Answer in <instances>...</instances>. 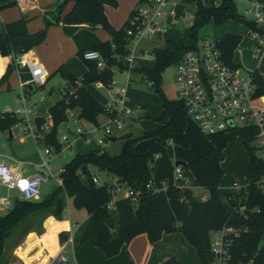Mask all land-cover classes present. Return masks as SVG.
I'll return each mask as SVG.
<instances>
[{
    "label": "trees",
    "instance_id": "1",
    "mask_svg": "<svg viewBox=\"0 0 264 264\" xmlns=\"http://www.w3.org/2000/svg\"><path fill=\"white\" fill-rule=\"evenodd\" d=\"M149 0H140L144 4ZM264 3V0H256ZM196 3L197 10L193 26L184 34L169 31L164 36L166 47L154 49L156 62L154 70L137 68L134 72L146 76L153 82V89L161 94L163 113L158 119L160 128L155 133H147L143 138H157L161 143H172L185 149L190 147L186 137L188 124L187 111L180 101L171 100L161 92L163 72L172 65L178 64L183 56L196 50L204 37L202 31L208 27H221L228 21L244 24L251 32H264L253 20L241 15L237 0H189ZM72 10L63 14L69 4ZM16 0H0V11L17 6ZM139 4V5H140ZM118 6V0H64L58 6L59 18L57 25H62L65 33L72 37L78 49V57L88 67V73L78 79L63 66L58 74L65 78L68 84L78 89V97L67 104L63 98L50 108L53 118V128L45 135V145L61 151L58 140L59 128L70 120L74 112L81 120L98 124L104 114L102 105L89 91V86L104 82L110 83L115 73L128 69L126 58L130 55L127 30L130 23L121 29H115L106 15V7ZM133 12L131 18L135 16ZM29 21L20 19L0 28V54L10 58L6 74L0 80V88L8 83L10 76L17 70L15 59L29 53L35 47L45 43L47 30L55 23L46 21V28L31 34L28 30ZM101 28L111 35L112 40L102 41L97 35ZM242 37L226 35L220 41L224 59L233 64L235 51L239 48ZM89 51L101 53L107 67L98 68L96 62L86 61L84 55ZM234 65V64H233ZM24 79H30L26 70L21 71ZM264 65L254 72L260 87L264 88ZM43 87V86H42ZM41 87V88H42ZM46 118L39 122L41 127ZM19 123L14 114L0 115V131L10 132ZM259 129L256 127L242 129L240 140L250 159L248 175L244 184L250 186L244 204H239L233 195H226V203L221 195V183L225 177L223 162L225 151L229 146V133L210 136L213 148L208 153L191 163H185L183 170L193 175L197 185L204 190L208 198L197 196L193 189L179 186L168 187L166 191L153 192L147 188L154 181V163L157 159L152 153L139 154L135 150L138 139L123 142L124 148L120 155L110 156L104 149H98L84 155H76L67 164L61 175L63 185L58 186L50 196L43 201H15L13 208L0 216V260L3 257L8 238L13 231L27 218L46 213L58 221L65 220L68 204L66 199H72L77 210H85L91 216V222L84 240L94 239L97 247L107 258L118 256L122 249L129 245L137 236L146 234L154 246L165 235L180 233L198 253L202 264H211L215 258L211 251V233L225 227L242 229L243 233L230 238V255L226 264H264V159L259 156L256 147ZM90 167L106 173L113 179H119L129 189L138 194V201L120 199L113 210L109 209L111 194L108 183L97 186L91 179ZM87 172V174H85ZM229 207L233 211H229ZM163 264H182L177 258H171Z\"/></svg>",
    "mask_w": 264,
    "mask_h": 264
},
{
    "label": "built area",
    "instance_id": "2",
    "mask_svg": "<svg viewBox=\"0 0 264 264\" xmlns=\"http://www.w3.org/2000/svg\"><path fill=\"white\" fill-rule=\"evenodd\" d=\"M16 1L21 2L22 0ZM135 12L127 30L129 46L137 39L167 35L170 31L168 21L176 17L175 7L170 0H149L139 6ZM250 14L253 21L264 28V3L255 0L252 8L246 12L247 16ZM250 37L254 42V56L260 61L264 53V32H251ZM84 58L86 61L96 62L100 70L107 67L104 57L99 52L89 51L84 55ZM145 58L151 59L150 56ZM135 59L136 57L130 49V55L126 58L127 70L116 72L113 80L108 84L95 83L97 88L108 90L110 94V99L104 105V114L102 115L105 120L93 124L76 117L77 119L75 118L74 121L71 120L63 124L58 132V140L62 147L61 151L57 152L56 148L45 145V135L52 132L54 125L50 113L48 112L44 125L39 127L35 123L37 108L46 103L47 96L43 95L38 102L29 104L31 94L35 91L34 87L36 86V89L40 90L46 82L45 74L39 66L33 65L26 58V54L16 58V66L27 68L31 75V79L21 85L22 96L19 99L21 105L13 112L19 120L17 129L21 130L22 134L31 136L37 146L44 145L45 151L44 153L40 152L41 161L38 163L20 161L13 156L0 154V208L10 211L17 200L38 201L43 185L48 183L52 177L56 178L51 166L54 155L73 150L74 145L80 141L86 145L98 141L99 139H93L95 133L104 132L105 140L124 135L122 132L132 124L136 115V110L129 105L128 97L132 74L139 68ZM120 76L124 78V82H119ZM255 81L254 72L246 71L226 62L220 48V41L209 36H204L200 40L198 48L187 52L177 64L178 101L184 104L188 120H192L208 137L256 127L260 131L256 147L259 156L264 159V105L255 103V93L259 87ZM146 85L152 88L154 84L146 80ZM77 97L78 89L67 83L63 89L62 99L64 98L69 104L71 99ZM72 121L74 126L71 125ZM64 171L65 169L62 168L59 172L58 186L63 185L61 175ZM91 179L99 187L107 184V181L101 180L95 174ZM108 185L112 196L109 204L110 210L115 208L120 199L128 198L134 202L138 201V194L135 190L129 189L119 179H113ZM179 185L183 188H191L190 180L185 176L181 166L176 167V186ZM240 187V182L234 183L235 194L233 196L235 200L239 196ZM3 188L9 192H18L21 199H13L10 195L4 197ZM147 188L153 192L167 190V187L164 190H159L154 181H150ZM262 189L264 191V181ZM203 199L207 198L203 197ZM242 233V229L235 227H225L222 230L213 231L211 233V251L215 260L211 264H226L230 255V238L238 237ZM69 242L72 243V238L69 239ZM68 262L69 257L65 250H62L52 264H68Z\"/></svg>",
    "mask_w": 264,
    "mask_h": 264
},
{
    "label": "rangeland",
    "instance_id": "3",
    "mask_svg": "<svg viewBox=\"0 0 264 264\" xmlns=\"http://www.w3.org/2000/svg\"><path fill=\"white\" fill-rule=\"evenodd\" d=\"M130 1L131 0H118L117 7H110L116 13L118 12V10H120L119 14L117 13L118 19L123 18V14H125V8L127 7ZM245 1L246 0L237 1L239 12L243 16H245L244 10L247 8V4L244 3ZM172 2L174 4V7L177 8V13L175 18H171L168 21L170 31L184 34L194 24L197 5L196 3L189 2V0H172ZM17 8L18 7L15 6L9 9L15 10ZM66 10L67 9H65V11ZM33 16V25L37 27V24H43V29L46 28L47 20H52V22L55 23V26H57L56 21L59 18L57 10L48 16L49 19H44V16L41 15V12L37 11L33 13ZM246 17L249 20L253 19L251 14ZM131 19L132 18H130L129 15L128 19L123 22V26L127 24V22L130 23ZM202 34L203 36H209L214 39L216 38L219 41H221L226 35L229 34L235 36H242L243 41H245L242 47L246 50L250 48L249 34H251V30L244 24L235 21H228L221 27L205 28L202 31ZM166 39L167 38L161 39L160 37H145L131 42L130 49L132 50L133 55L136 57V64L140 66L141 69L147 68L149 70H154L156 68V62L154 60L146 62L142 58L147 54L153 55L155 48L164 49L166 47ZM5 59H7V67L4 75L6 74L8 66L11 63L10 58ZM73 62L75 68L78 71L85 70L84 62L80 57H76ZM240 63L243 64L242 62ZM245 64L246 68L250 69L253 68L255 62L252 59L248 58V61H246ZM176 70L177 64L167 68L162 74L161 92L171 100H178ZM16 79V75L13 72L8 81V83H11L12 88H15V81H17ZM146 79V76L141 73L134 72L132 74V83L128 96L130 98L131 105L130 103L129 105L135 110L139 109L140 111L136 112V122H132V124L126 130H124L122 134L130 133L133 139L139 140L135 145V150L139 154H147L151 152L154 156L159 157V160H156L154 163V179L161 180L162 178H165L166 180H168L170 185H174V181L176 180V163H190L195 159H198L201 155L208 152L211 148L210 138L202 134L199 128L192 120H188V130L191 135L188 138L190 142V147L187 149L178 145L162 146L156 138L144 139L143 137L147 133L152 134L158 130L160 125L158 119L161 117L162 112L161 94L157 92V89H153L152 91L148 90V86L144 83ZM118 80L120 83L124 82V78L121 76ZM6 84L7 83L3 84L0 88V115L8 112V110H12L13 108H15L17 100L20 99L22 96L21 90L17 89V91H10L8 89V84ZM65 86V81L59 75H54L52 79L47 83L44 91L38 90L32 93L29 104L38 102V100L43 95L47 96L48 92L51 91L52 88H54L56 91H62ZM102 90V88H97L95 85L91 86L90 88V91L95 97L100 98L101 95L102 98L105 99V95ZM259 91L260 89L257 88L255 94H258ZM49 101L50 103L54 102L53 99H49ZM17 126L18 124L15 127H12V131L10 132L12 138L10 137L9 131H0V154L14 156L20 161H30L37 163L40 162V152L44 153L45 146H37L33 138L31 136L22 134L21 130L17 129ZM13 136L15 137L14 139ZM228 137L229 146L225 151L226 159L223 163V169L226 174L221 183V187L223 188V191H225V193L229 192V190L231 189L233 182L232 180L234 178L237 177V181H242L244 177L246 178V173H248L247 162L245 163L243 157L241 156V142L239 138V132H231L228 134ZM94 138L99 140L93 142L91 144L92 146H84V144H82L83 142L80 141L74 145L73 150L54 155L51 161V166L53 168V172L56 178L52 177L48 183L43 185L42 194L38 202L45 200L48 196H50V194L54 192V190L58 187L57 179L59 178L58 175L60 170H62L63 167L69 164L75 158L76 155L87 154L91 152L92 149L98 148L99 146H101L110 156H118L123 151L124 143L119 141L111 142L108 139L105 140L106 137L104 132L95 133L93 139ZM205 146L210 147L209 149L207 148V151L205 149V151H201L202 147ZM243 153L246 155V159H248V154L246 151H244V148ZM90 172L91 174H99L104 178L106 177V173L100 172L94 167H90ZM201 191L202 190H198V193L196 192V195L200 196L202 194ZM2 193L4 197L10 195L11 197H13V199H21L19 193L16 191L9 192L6 188H3ZM66 202L68 204L67 212L70 213L71 217L76 222H78L80 226H84L88 220V213L85 210H77L74 207L72 199L68 198L66 199ZM229 211L232 210L229 208ZM8 212V210H3V208H0L1 217L5 216ZM44 214L42 213V215ZM39 216L40 214H35L27 218L13 231L10 238H8L6 242V249L2 260L8 259L10 247L15 242H17V240L25 239V236H27L25 234L31 231L34 228V225H40V220H38V222L31 220V218L34 217L36 219ZM181 237L182 235H180L179 233L168 235L167 238L162 240L159 245V248L153 249L146 235L137 236L128 248L132 260L131 264H156L154 262V258H152V256L155 254L161 256L163 252L181 253L183 251V242L181 240ZM192 251V255H195V257L193 260L192 257H190V263L202 264L197 252L195 250Z\"/></svg>",
    "mask_w": 264,
    "mask_h": 264
},
{
    "label": "crops",
    "instance_id": "4",
    "mask_svg": "<svg viewBox=\"0 0 264 264\" xmlns=\"http://www.w3.org/2000/svg\"><path fill=\"white\" fill-rule=\"evenodd\" d=\"M170 1L172 2V0H170ZM254 1L255 0H246L244 2L247 4V8L244 10L245 11V13H244L245 17L247 16L246 12L252 8V4ZM63 2H64V0H22L21 2H18V4H17L18 8L17 9H15V10L9 9L6 11H4V10L0 11V28L5 24H11V23H14L20 19L26 18L29 21V23H28L29 32L31 34L39 32L40 30H43V24L42 25L37 24V27L33 25L34 24V21L32 20L34 17L33 13L35 11L41 12V15L44 16V19H49L48 16L50 14L54 13L57 10L58 6L61 5ZM139 4H140V0H131L128 3L127 7L125 8V11H124L125 14H123L124 16L121 19L120 18L118 19V17H117V13L119 14L120 10H118V12L116 13L112 10V8H110L111 6H107L105 12H106L107 18H108L109 22L111 23V25L117 30L123 29L127 25V24H125L123 26V22L128 19L129 15L131 18L132 13L135 12L139 6H141V4L140 5ZM72 8H73V4L71 3L67 6V8H66L67 10L64 12L63 17H64V15L69 13L72 10ZM176 9L177 8L175 7V11H176ZM176 13H177V11H176ZM251 20H253V19H251ZM48 21L52 22V20H48ZM127 23H129V22H127ZM97 35L99 36V38L102 41L112 40L111 35L101 28H99L97 30ZM239 37H242V36H239ZM160 38L162 39V38H164V36H161ZM249 38H250L249 39L250 40V44H249L250 48L246 50L242 47L244 42H245V41H243V37H242V42H241L239 48L235 51L233 64L237 67H241L242 69H244L246 71L255 72L257 69H259L261 67V65H264V53L261 56V60L260 61L257 60L254 56V51H255L254 50V42L251 39L250 34H249ZM129 48H130V46H129ZM144 54H145V52H144ZM147 56H150L151 59L147 60L145 58ZM76 57H78V49H77V46L75 44V41L73 40L72 37L68 36L65 33L62 25H57V26L53 25V26L49 27L47 30V39H46L45 43H43L40 46L35 47L33 50H31L29 53L26 54V58L33 65L39 66L43 70V73L45 74L44 79H46L45 80L46 82L43 84V87L40 89V91H44L47 83L52 79V77L54 75H59L58 71L63 66H66V68L78 79V81L82 80V78L88 73L89 70H88V67L86 66V64L84 63L85 70L84 71H78L75 68L74 62H73ZM248 58L252 59L255 62L253 68H250V69L246 68L245 62L248 61ZM142 59L146 62H150L152 60L155 61L154 56L151 54H147V55L143 56ZM239 61L242 62L243 64H241ZM6 67H7V59L3 58L2 55L0 54V79L2 78V76L5 73ZM139 68H140V66H139ZM142 69H147V68H142ZM22 70H26V72L28 73V75L31 79V75H30L27 68H23L20 66L17 67V70L14 72L16 75V78H17L16 79L17 81H15V88H12L10 82L7 83L8 89L10 91H17V89L22 91L21 85L30 80V79L26 80L23 78V73L21 72ZM147 70H149V69H147ZM59 76L65 81L66 84L68 83L65 78H63L61 75H59ZM263 76H264V74H263ZM144 83L146 84V80ZM93 85H95V84H93ZM93 85H91V86H93ZM91 86H89V88H88L89 91H90ZM150 88L151 87L148 86V90H150ZM258 88L260 89V91L258 94L255 95V103L257 105H264V88H262L260 86ZM151 89L153 90V88H151ZM34 90L38 91V89H36V86L34 87ZM102 91L104 92L105 99H103L101 95H100V98L95 97V96L94 97L97 98L102 105H105L106 103H108V101L110 99V94H109L108 90L106 91L105 89H103ZM62 92H63V90L62 91H56L54 88H52L51 91L48 92L46 103L38 106L37 111L35 113V123L37 125L39 124L40 121H42V119H45L48 116V112L50 111V108L62 99ZM91 94H92V92H91ZM31 96H32V94H31ZM128 96H129V94H128ZM48 97H49V99H53L54 102L50 103ZM129 103L131 105L130 98H129ZM20 105L21 104L19 103V99H18L16 102V107L13 108L12 110H8V112H6V113H10V114L12 113L13 114V112L16 109H18L20 107ZM136 110H137L136 112L140 111L139 109H136ZM162 113H163V108H162L161 115H162ZM3 114H5V113H3ZM76 117H79V116L77 115V113L74 112V115L73 114L71 115V118L69 121H71V120L74 121V119ZM104 120H105L104 116H101L99 118L100 123L103 122ZM73 121L71 124L72 126H74ZM133 122H136L135 117L133 118ZM188 124H189V121H188ZM188 124H187V129H186V137L187 138H189V136L191 135L189 130H188ZM160 126L161 125H159V128H160ZM10 137L12 138L11 134H10ZM14 138L15 137L13 136V139ZM239 138H240V136H239ZM158 142H159V140H158ZM240 142H241V140H240ZM159 143L162 146H168V145L173 146V145H175L172 143H161V142H159ZM210 143H211V145H210L211 148L209 151H211L213 148L211 140H210ZM82 144H84V143H82ZM90 145L84 144V146H90ZM256 145H257V143H256ZM210 146L202 147L201 151L204 149L207 151V148L209 149ZM243 148H244V146L241 142V145H240L241 156L243 157L245 163L247 162L248 170H249V165H250L249 155L247 157L248 159H246V155L243 153ZM98 149H103V148L101 146H99L98 148L92 149L91 152L98 150ZM244 151H246L245 148H244ZM208 152H206V153H208ZM149 153H151V152H149ZM203 155H201V156H203ZM158 158L159 157L157 156L156 160H159ZM184 173H185V176L190 180L191 188L193 189L195 194H196V192L198 193V190H202L201 196L208 198V196L204 192V190L201 189L197 185V183H196L193 175L191 174V172L186 170ZM246 174L248 175V173H246ZM95 175L100 176L101 180L107 181V183H111L113 180V178L111 176H108L107 174H106L105 178L99 174H95ZM234 179L232 180L233 181L232 187L229 190V192L225 193V191H223V188L222 187L220 188L221 195H222V197L226 203V195H228V194L234 195L235 194V192L233 190L234 183L240 182L241 187H240V192L238 194L239 196L237 197V201L242 205L246 201V194L250 191V186L244 184L245 177L242 181H237L238 180L237 177ZM154 183H155V186L159 190H164L166 187L168 188L171 186H176V180L174 181V185H170L168 180H166L165 178H162L161 180L154 179ZM31 220H34L36 222H38V220H40V225H34V228L31 231H29L27 234H25V235H27V236H25L26 237L25 239L17 240V242H15L10 247V253H9L8 259L2 260V258H3L2 257L0 260V264H19V263H22V264H52L54 259L56 258V256L62 250H65L66 254L69 257L68 264H131V262H132L129 251H128V248L130 247V244L132 242L129 245L125 246L118 256L110 259V258H107L105 256V254L97 247L96 241L94 239L84 240L85 234H86L88 227L90 225V222H91V216L89 214H88V220L84 226H80L79 223L76 222L71 217L70 213H68L67 211H66L65 220H63V221H58L53 216L46 215V214L40 215L36 219L33 217V218H31ZM142 235H146V234H142ZM180 235H182V234H180ZM167 236L168 235H165L163 237V239L167 238ZM70 238H72V243L69 242ZM147 238H148V236H147ZM181 238H182L181 240L183 242L182 243L183 251L181 253L163 252L161 256H159L158 254H155L152 256V258H154V262L156 264H163L165 261H167L171 258H177L182 264H191L190 263V257H192V260L194 259L195 255H192L193 254L192 250H195V249L189 245V243L186 241V239L184 238L183 235ZM162 240L154 246L150 243L151 247L153 249L159 248V245L162 242ZM5 249H6V246H5Z\"/></svg>",
    "mask_w": 264,
    "mask_h": 264
},
{
    "label": "water",
    "instance_id": "5",
    "mask_svg": "<svg viewBox=\"0 0 264 264\" xmlns=\"http://www.w3.org/2000/svg\"><path fill=\"white\" fill-rule=\"evenodd\" d=\"M255 82H256V84H258L257 80ZM150 91H152L151 88H150ZM131 139H132V135L130 133H125L121 137L110 139V141L111 142H117V141H119V142H127V141H129ZM184 164H185L184 162H178V163H176V167L183 166ZM85 174H87V172Z\"/></svg>",
    "mask_w": 264,
    "mask_h": 264
}]
</instances>
